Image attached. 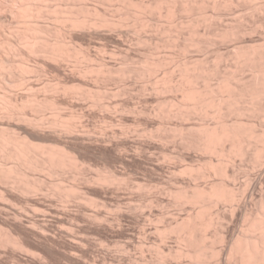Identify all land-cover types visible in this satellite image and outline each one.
Here are the masks:
<instances>
[{"label":"rangeland","instance_id":"374dc122","mask_svg":"<svg viewBox=\"0 0 264 264\" xmlns=\"http://www.w3.org/2000/svg\"><path fill=\"white\" fill-rule=\"evenodd\" d=\"M117 1H33V5L39 6L41 10L40 15L37 13L39 16L35 15L33 20L37 19L33 23L38 22L34 28L42 39L48 37V40L53 41L60 38L61 27H68V23L63 24L60 21V24L58 20L55 21L54 13L61 14L60 10L71 4L81 7L79 13L83 15H89L95 7L109 19L119 21L120 25H116V28L115 26L66 28L68 41L72 40L70 42L72 45L81 47L84 54H89L90 60L88 57L76 67L73 57L66 61L63 59L44 61L40 56L31 54V84L36 88H33L35 91L32 89L31 93H27L29 94L27 98L35 97L34 101L29 99L31 103L24 100L25 94L14 91L13 98L19 105L24 100L23 106H18L15 115L9 118L0 112V133L3 135L5 133V136L20 135L23 138L24 131L31 130L22 118L23 115L30 118L43 115L44 122L51 121L55 119L52 118L54 114L51 110L58 109L57 115L62 117L60 121L68 120L77 124L76 131L69 134L62 129L58 130L57 127L49 128L45 123V129L33 132L35 136L28 139L35 142L34 144L47 147L55 144L58 148H65L75 157L80 167L79 171L71 168L61 170V167H56L57 171L38 167V170L36 168L33 170L34 167L29 165L21 168L20 163L13 160L14 158L5 157V152L0 154L2 159L0 162L7 166L3 164L4 168L17 169L16 172L11 171L14 173H11L12 176L10 174L3 176L4 170L0 173V230L11 232L13 236L19 238L22 245L14 246L0 239V264L175 263L173 251L177 242L175 233L169 225L174 226V219L184 217L185 211L189 208L188 205L182 204L175 190L188 181L190 176L178 170L173 173L171 167L173 164H180V156L187 164L195 166L202 161V154L201 151L185 148L180 143V128L181 130L185 128L183 131L187 132L186 128L190 127L188 132H194L193 127L196 126L194 123L199 119L195 116L182 119L169 114L174 106L172 102L180 101L182 97L177 89L164 90L166 83L164 76L167 78L168 75V78L171 77L175 82L177 79L180 80L179 73L183 68L180 61L183 59L188 60L187 65L191 68L193 64L212 68L215 65L220 67L227 62L232 63L233 58L228 54L233 50L234 40L238 42L240 39L239 43L242 45L249 43L254 46V43L256 45L262 43L259 39L264 37V0L241 2L244 8L239 12L224 11L222 0H214L218 5L219 3L223 5L222 7L217 4L212 7V0H174L173 4L176 3L175 6L178 8L185 3L193 6L190 12L182 11L181 8L178 11L177 8L178 14L176 13L174 18L164 16V10L162 15L157 13L171 4L166 5L165 0H160V3L164 2L163 8L159 7L161 5L159 4L158 11L157 7H153L147 14L141 13L138 8L134 9L135 6L130 7L126 2ZM258 4L263 8L254 10L253 5ZM51 6L55 7L54 9H57V6L60 8L53 13L54 9L50 8ZM215 12L222 15L217 18ZM225 24L237 26L239 30L244 29L241 27L243 25L248 28L260 24V27H253L254 32L251 29L253 33H250L251 31L248 33L249 30L247 34L243 32L245 34L238 35L237 39L230 38L231 41L216 35ZM2 37L0 33V39ZM193 43L195 45L199 43V47ZM179 45L185 49H181ZM146 58L164 60L161 61L162 64L157 63V68H160H155L157 72H151L146 65L149 67L153 64H149L150 61ZM144 60L148 61L147 64ZM42 64H46L42 67L45 70L41 68ZM81 67H91V72H87L86 68V70L83 68L85 72H82ZM240 73L238 71V74ZM248 73L247 70L242 71L245 77ZM160 79L164 80L161 82ZM200 82L203 83L201 80ZM55 83L58 87L53 86ZM30 95L32 97H29ZM35 99L40 104L39 107ZM1 155H5V158ZM40 159L41 157L39 159L37 157L35 161L39 162ZM13 163L19 166L15 168ZM10 164H13V167H8ZM3 166H0V169H4ZM18 167L20 171L23 170L21 173L18 172ZM249 170L248 178L259 175L257 168ZM23 172H26L25 176L22 175ZM17 174L24 176V179L16 178L19 177ZM216 179L217 177L212 175L207 179H198V182L207 184ZM25 183L28 184L26 187ZM31 185H35L36 190ZM188 190L191 191L190 188ZM220 210L228 218L224 230L231 229L235 225V220L231 217L233 212L222 205ZM1 231L0 234L4 232ZM163 236L166 245L161 246L163 256L159 258L156 245ZM143 240L148 243L140 244Z\"/></svg>","mask_w":264,"mask_h":264},{"label":"bare ground","instance_id":"6f19581e","mask_svg":"<svg viewBox=\"0 0 264 264\" xmlns=\"http://www.w3.org/2000/svg\"><path fill=\"white\" fill-rule=\"evenodd\" d=\"M33 1L36 2V0H0V33L3 36V40H1L2 38L0 39V112L5 113L8 118L13 116L15 109L18 106H23L22 104L24 100L30 101L29 99L31 98H27L29 95H27V93L30 91L32 92L33 90L35 91L33 88L36 87H33L31 84V54L40 56L44 59V61L46 59L52 61H60V59L62 61L63 59V61H66L73 57L74 65L77 67L80 64L79 62L82 60L88 59V57V60H90V56L87 53L84 54V52L81 51L83 49H80L81 47L79 48L78 46H74L76 44L72 45L70 43L72 40L68 41L69 39L66 37V28L90 29L99 26H115L116 28V25H118L119 22L109 19L104 14H101L100 11L95 7L92 8L93 13L90 10L91 13L89 15H83L79 13L81 7L74 4H66L67 6L65 5L66 7L60 10L61 14L54 13V11L60 7L58 8L57 6V9H54L55 7L53 8L51 6L50 8L54 9L53 13L55 14L54 17L56 18L55 21H62V23L66 22L68 23V27H61L62 36L60 35V38L58 37V39L56 37V39L53 41L48 40V37L46 39L45 37L42 39L40 37L41 35L39 36L38 33H36L37 29L34 28L35 24L37 26L38 22L33 23L37 19L36 18L35 21L33 20L35 15H38L37 13L41 10L39 6L35 7V5H33ZM105 1L116 2L117 0ZM118 1L119 3L126 2L130 5V7L135 6L136 8L134 9L138 8V11L146 14L147 11L149 12V10H152L151 8L153 7H157V11L159 7L163 8L162 3L164 5V2L165 4L171 3L168 5L166 4L167 6L164 5L166 8L162 9V11L159 10L157 13L162 15L164 10V13H166V15L163 13L164 16H173V18L176 13L178 14L177 10L179 8H181L182 11H189L193 7H191L190 4H182V2V7L179 5L180 7L178 8L175 6L177 5L176 3L175 5L173 4L174 0L173 2H171L172 0H170V2H168V0L166 2L165 0L162 3H160L162 0H157L158 2L153 0V2L155 1L154 3L149 0ZM245 1L248 0H222L221 3L224 5V11L235 12L238 10L237 12H239V10L244 8L243 3ZM211 3H213L212 7L218 5V3L214 2V0H212ZM122 4L124 5V3ZM159 4L161 5L158 7ZM223 5L220 6L222 7ZM260 6L259 4L258 6L253 5L252 8L259 10L261 8ZM46 11L44 10V12ZM178 11H180V9ZM216 12L214 15L217 18L222 15L221 13V15L218 13L216 14ZM56 14L58 15L56 16ZM128 14H130L129 11ZM54 17L52 18L54 19ZM146 25H148V23H146ZM258 25L259 26L256 25V27H260V24ZM241 27H239L241 28V30H239L237 26L225 24V26L219 29L221 30L218 31L219 34L217 33L216 35H219V37L221 36L220 38H231L234 40L236 37L238 38L241 36L240 34H247V30H249L248 33L250 31V33H253V27L255 26H248L247 28V26L244 27L243 25ZM33 28L35 29L34 34ZM40 33L41 32H39V34ZM59 33L60 32H58V34ZM259 40H261L262 43L258 45L254 43L253 46V44L250 45L248 43L250 45L249 48L247 47L248 44L242 45V43H239L241 42L240 39L238 42L234 40L235 45L233 46V50H230V53L228 54L229 57L231 55V58H233L232 63H228L227 61L229 60L227 59V61L225 60L227 64L225 63L220 67L215 65L211 68L209 66L206 67L205 65L198 66L199 64L194 66L193 64L191 68L189 65H187V63H189L188 60L183 59L180 61V64L183 66V68L179 64V67L182 68L179 73L180 80L177 79V82H175L171 77L168 78V75L167 78H165V74H167L168 71L165 74H162L163 76L165 75L164 79L167 83V85L166 83L164 84V87L162 86L165 88L164 90L177 89V91L179 90L182 97V100L172 102L174 106L172 105L173 108L171 110L169 109V114L182 119H188L189 117L192 118L193 116H195V118L198 117L199 119V121L194 123L196 124V126L193 127L194 132H188L190 127L186 128L187 132L183 131L185 128L181 130L179 127L180 143L183 145V147L199 150L202 154V161L198 162L195 166L187 164L185 159L180 156V164H173L171 167V171L173 173L175 170H178L182 173H188L190 176L188 181L184 182L182 186L176 187L177 189L175 190L176 195L182 200V204L188 205L189 208L185 211L184 217H179L180 219H174V226L169 225V228L175 233V239L177 242V246L173 251L175 260L174 264H264V37ZM195 46L199 47V43L198 45L196 43ZM245 46L247 48H245ZM179 47L181 46L179 45ZM182 48L185 49V47H181V49ZM218 53L219 52H217V54ZM219 56L221 57V55ZM147 59L148 58H146V60ZM148 60L152 62L151 60L155 61L156 59L149 58ZM163 60L164 59H158L155 62H149V64H153L152 66L156 65V67L149 65L150 68L147 64L148 61H144L145 64H147L146 66L148 71L150 70L151 72H154L156 69H160L159 67L157 68V63L162 64L161 61ZM45 65L42 64L41 68ZM187 66H189L192 70H190V68ZM83 68H86L87 70H85L87 72L91 69V67H88L89 70L87 67ZM83 68L81 67L80 69H82V72H85L83 71ZM42 69L45 70L44 68ZM246 70L249 73L245 77L247 72L242 75V71ZM148 71H146V73ZM238 71L239 73L241 72V75L238 74ZM169 75H171L170 72ZM200 80L203 83H201ZM212 80H214V83H212ZM47 84L48 83H46V85ZM43 85H41V87H43ZM56 85L57 84L55 83L53 86L58 87ZM162 87H160V89ZM65 89L64 91H66ZM42 90L44 91V88ZM14 91L22 92L26 95H24L26 98H24L23 102H20L22 104L19 105L15 98H13ZM87 91L89 92L90 90ZM78 93H80L79 90ZM82 93L83 92H81V94ZM29 97L32 96L30 95ZM34 98L31 99V101H34ZM37 105L38 107L40 106L39 103ZM56 110L58 111V109ZM56 110H51L54 114V117H51L55 119H51V121L45 120V122L43 120L45 116L43 117V115L40 117L38 115V118H30L27 117L28 115H23L24 117L22 118L25 119L24 121L26 124H28V126H30V129L33 130L24 131L23 129L25 135H23V138H21L22 136L20 135L9 136L6 134L7 136H5V133L4 135L0 133V154L3 152L6 154V156L1 155V157L14 158L13 160H16L18 164L20 163L19 165L21 168L23 166L26 167V165H29L30 167H34L33 170H35V168L36 170L40 168H44V170H53L56 169V167H61V170L62 168H71L75 171H79V163L75 157L69 153V151H66L65 148V150L63 148H58V146L55 144H51L55 147H47L37 143L34 144L35 142H31V140L28 139V137L31 138L35 136V133L33 132H41L46 125L49 128L57 127L58 130L62 129L69 134H71V132L74 133L73 131H76L77 124L70 123L68 120H64L66 123L63 122V120L60 121L61 116L59 115L60 117H58ZM53 114L51 113V115ZM45 123L47 124L45 125ZM194 128H196V130ZM37 157L38 159L41 157L39 162L35 161V159L37 160ZM13 160H11V162ZM3 164L0 162V166H3ZM18 164L16 163V166ZM12 165L8 167H13ZM6 167L4 168L3 166L4 169H0V173L2 170H4L2 172V174L4 173L3 176H5V174L11 175V173L14 172L13 170H15V172L17 171V169L13 168V170H10ZM249 168L251 170L257 168L259 175L251 179L248 178ZM19 169L20 168L18 167V170ZM26 169L27 168H25V170ZM21 171L23 170L21 169ZM21 171L19 170L18 172L21 173ZM25 173L23 172L22 175L25 176ZM17 175L19 177L16 178L21 177V179H24V176H20V174ZM212 175L215 178L217 177V179L212 180L207 184L198 182V179H207ZM109 177L110 176H108V178ZM20 183L22 182L20 181ZM28 184L25 183L24 187H26ZM31 186L33 188L35 187V185ZM188 188H190L191 191H189ZM28 190L30 191V189ZM220 205L227 206L233 212V216L231 217L235 220V225L231 229L226 228V230H224L228 218L224 213L221 212ZM156 229H158V227ZM68 230H70V228ZM0 235V239L4 240V242L6 241L7 243H11L14 246L21 245L19 238L13 236L11 232L7 233L4 231ZM165 242V237L163 236L160 238L159 244L156 245L157 256L159 258H162L163 256L161 246L166 245ZM146 243H148V241L143 240L140 244ZM169 250H171V248H169Z\"/></svg>","mask_w":264,"mask_h":264}]
</instances>
